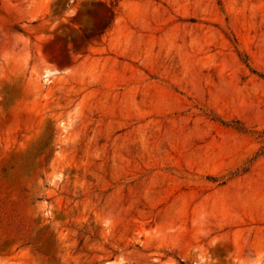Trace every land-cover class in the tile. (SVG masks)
<instances>
[{
    "label": "rangeland",
    "instance_id": "rangeland-1",
    "mask_svg": "<svg viewBox=\"0 0 264 264\" xmlns=\"http://www.w3.org/2000/svg\"><path fill=\"white\" fill-rule=\"evenodd\" d=\"M0 264H264V0H0Z\"/></svg>",
    "mask_w": 264,
    "mask_h": 264
}]
</instances>
